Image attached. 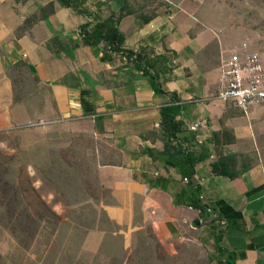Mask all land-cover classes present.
<instances>
[{"label": "crops", "instance_id": "crops-1", "mask_svg": "<svg viewBox=\"0 0 264 264\" xmlns=\"http://www.w3.org/2000/svg\"><path fill=\"white\" fill-rule=\"evenodd\" d=\"M50 4L53 15L16 39L23 22ZM89 5L101 18L119 15L121 7L115 0H89ZM11 6L19 15L0 27V47L9 51L11 64H27L38 78V93L15 102L12 82L2 78L5 58L0 57V128L42 120L89 136L106 195L101 208L118 226L130 232L151 227L162 240H183L206 229L213 235L220 221L227 224L224 247L244 254L236 264H264V105L244 113L216 98L220 61L237 50L225 46L209 25L205 8L210 6L183 2L158 10L147 24L136 15L121 21L124 48L153 65L164 93L121 55L103 62V44L58 57L50 53L46 44L55 36L65 45L80 42L78 29L88 22L56 0L20 5L11 0ZM173 95L182 129L170 142L161 108ZM195 124H200L197 131ZM186 153L195 161L188 184L182 173ZM220 158L230 159L238 176L214 175L211 165ZM196 196L215 223L192 206ZM101 235L94 231L88 239Z\"/></svg>", "mask_w": 264, "mask_h": 264}, {"label": "rangeland", "instance_id": "rangeland-1", "mask_svg": "<svg viewBox=\"0 0 264 264\" xmlns=\"http://www.w3.org/2000/svg\"><path fill=\"white\" fill-rule=\"evenodd\" d=\"M127 1L137 15L147 17L161 9L170 11L183 2L210 6L205 8V17L209 25L220 32L225 46L233 51L256 52L264 58V0ZM13 14L19 15L18 10L12 8L11 0H0L2 29L10 25ZM34 15H40V10ZM0 57L5 58L2 78L13 80L17 96L26 99L38 93L34 74L23 66L26 63L11 64L12 57L5 46L0 47ZM28 124L0 128V169L7 168L10 172L3 179L18 183L17 188L22 189L20 197L27 201L35 199L34 207L43 204L39 215L52 216L59 225L55 231L44 226L31 248L20 250L8 229L14 207L9 208L10 197L3 198L1 189L5 183L0 182V255L5 264H11L8 258L18 254L24 255L27 261L38 260V264H43V260L45 264H113L111 258L116 254L121 264H216L221 258L208 229L191 232L183 240H162L151 227L130 232L125 227L106 225L99 215L106 195L94 192L96 173L89 171L96 169L91 141L82 136L85 134L49 126L31 128ZM55 165L68 174L58 179L57 174L52 173ZM74 170H81L82 175L74 178ZM2 175L0 171V181ZM53 175L56 177L51 181ZM91 208L98 216L93 213L97 219L89 226ZM77 225L80 228H75ZM94 231L102 233L100 240L95 236L88 239Z\"/></svg>", "mask_w": 264, "mask_h": 264}, {"label": "trees", "instance_id": "trees-1", "mask_svg": "<svg viewBox=\"0 0 264 264\" xmlns=\"http://www.w3.org/2000/svg\"><path fill=\"white\" fill-rule=\"evenodd\" d=\"M15 4L20 5L27 3L29 1L33 0H13ZM62 8L72 10L77 15H80L82 17H85L88 22L81 26L78 29V36L80 38V42H71L68 45H65L63 41H61L57 36H55L52 40H50L46 47L50 53H52L55 56H59L60 54H71L74 50L78 49L80 46L83 47H98L99 45H104V55L102 57L103 62H112L114 55H121L125 60H127L129 63H134L135 68L138 71L143 72L144 76L149 77L155 91L157 93H164V90L162 89V84L159 80V76L152 71L154 69L153 65L150 63H144V58L134 53L133 51L126 50L124 48L125 45V35L120 31L119 26L121 21L129 15H136L138 19H140L144 24L149 23L154 17H147V16H141L137 15L129 5V1L127 0H115L116 3L120 4V13L119 15H116L113 13L107 18H101L99 15H95L94 11H91L92 7L88 6L89 0H56ZM53 15V6L50 4L47 7L40 9V15H33L29 18H27L22 26L18 28L15 32V38L21 39L25 35L29 34L32 28L41 21H46L49 17ZM144 64V66H143ZM25 68H29L27 65L23 64ZM153 68V69H152ZM30 69V68H29ZM11 78V77H10ZM12 80V79H11ZM13 82V80H12ZM34 82L38 84V78L34 76ZM14 83V82H13ZM12 83V84H13ZM13 86V85H12ZM13 88V95H14V101L20 102L25 97L24 96H17L14 86ZM27 96V95H26ZM178 101L177 97L173 95L172 102L168 103L167 105H164L161 108V125L162 129L164 131V135L166 137V140H170V142L176 138V135L181 131L182 123L178 122L177 117L180 114V106L176 103ZM85 136L87 139L91 141V144L93 145V162L96 166L95 170H89L94 171L96 173V183L94 184L95 190L94 192L97 194L104 195L105 190L103 189V186L101 185L99 178H98V160L95 156V149H94V143L89 138V136ZM217 138V135H216ZM232 138L229 139L228 142H232ZM168 145L165 146V150L168 151ZM187 155V163L185 168L182 170L183 176L185 178L191 179L194 175L195 171V161L192 157L191 153H186ZM233 162L226 158H220L216 162H214L211 165L212 173L217 176H225L230 179L235 178L238 176V172H235L230 167L232 166ZM2 175V181L1 183H5L3 185V189H1V193L3 194V198L10 197V204L9 208L14 207V213L10 216L9 222V230H11V233L15 237V239L18 241V248L22 251H27L31 247V243L36 240L39 232H41V229H43L44 226H47L51 231H55L58 229V223L53 219L52 216L47 215H39V211L42 210L43 204L41 207H34V200L27 201L25 199H22L20 195L22 194V189L17 188V184L12 181H4L3 178H6V176L9 175V169L4 168L0 169ZM52 173L57 174L58 179H62L63 175L68 174L66 171L63 170L62 167L59 168L58 165L53 166ZM79 175H78V174ZM82 175L81 170H74L73 177L75 178ZM56 177V175H53V177L50 178L51 181H53V178ZM197 195L200 193V189H196ZM24 192V191H23ZM200 197L196 196L194 199V202L192 203V206L196 209H199L201 214L205 216V218L209 219L211 218V212L207 210V207L200 201ZM93 199V198H92ZM94 200V199H93ZM39 210V211H38ZM95 209L91 208V216L88 217V225L91 226L92 223H94L97 219L98 214L94 212ZM10 213V212H9ZM97 215V216H93ZM99 215L101 216L102 220H104L108 224H114L117 225L116 222L108 218L107 214L103 210H99ZM99 216V217H100ZM48 219V220H47ZM216 219H212L210 223H213ZM215 223V222H214ZM217 224V225H216ZM216 226L219 227L218 231H215L213 233V240L216 245V252L220 255V259L216 262V264H236V261L238 257L242 258L244 257V254H237L233 251H230L227 247H224L223 245V238L225 234L226 225L218 221L215 223ZM81 227H84L80 223ZM118 226V225H117ZM75 228H80L78 225ZM93 228V227H91ZM217 229V228H216ZM215 229V230H216ZM101 231H105L101 229ZM119 254L113 255L114 263L115 264H121V261L119 260ZM11 264H38V260L35 261H27L24 255L18 254L17 257H9L8 258ZM43 264H45L44 260L42 261ZM113 263V264H114ZM0 264H5V261L2 259L0 255Z\"/></svg>", "mask_w": 264, "mask_h": 264}, {"label": "built area", "instance_id": "built-area-1", "mask_svg": "<svg viewBox=\"0 0 264 264\" xmlns=\"http://www.w3.org/2000/svg\"><path fill=\"white\" fill-rule=\"evenodd\" d=\"M216 98L233 103L244 113L264 105V58L256 52L237 50L220 61ZM46 121L30 122L27 126L39 128L49 125ZM200 124L192 126L197 131ZM190 180L185 179L188 184ZM193 210L192 207H190Z\"/></svg>", "mask_w": 264, "mask_h": 264}]
</instances>
